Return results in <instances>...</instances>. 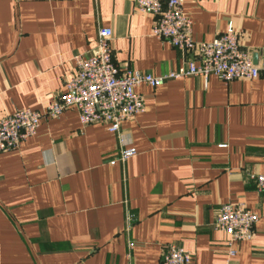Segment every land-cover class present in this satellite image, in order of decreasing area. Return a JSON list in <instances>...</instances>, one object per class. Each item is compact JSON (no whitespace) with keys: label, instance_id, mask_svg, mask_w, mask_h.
I'll return each mask as SVG.
<instances>
[{"label":"crops","instance_id":"0c3cea01","mask_svg":"<svg viewBox=\"0 0 264 264\" xmlns=\"http://www.w3.org/2000/svg\"><path fill=\"white\" fill-rule=\"evenodd\" d=\"M184 2L195 41L232 24L261 59L264 0ZM154 22L133 0H0V119L44 112L101 28L121 70L186 71L195 54L153 37ZM137 93L145 112L118 135L83 126L72 108L0 154V264H160L169 244L191 250L193 264H264V196L253 179L264 174V77L190 76ZM122 148L137 155L111 165ZM225 204L260 217L234 257L214 228Z\"/></svg>","mask_w":264,"mask_h":264},{"label":"built area","instance_id":"2783aa9c","mask_svg":"<svg viewBox=\"0 0 264 264\" xmlns=\"http://www.w3.org/2000/svg\"><path fill=\"white\" fill-rule=\"evenodd\" d=\"M133 3L138 13L155 18L153 37L183 53H194L195 62L184 72L159 77L129 68L121 70L113 61L112 31L101 28L95 48L88 54L75 56L76 71L65 82V92L50 102L44 112L23 109L0 119V154L17 150L22 142L35 136L42 120L57 119L72 108L83 126L102 124L118 135L124 122L145 112V99L137 93L142 85L157 88L169 80L190 76L204 79L215 76L224 82L264 77V51L255 63L253 53L241 47L232 24L213 42H197L193 39L192 20L184 11V0H133ZM136 155V149L122 148L111 165L125 163ZM253 179L258 193L264 196V174ZM259 218L242 204L221 206L214 228L227 236L230 257L236 256L237 244L253 239ZM127 221L130 226L131 219ZM128 246L131 251L132 243ZM193 261L191 250L169 244L160 264H193Z\"/></svg>","mask_w":264,"mask_h":264},{"label":"water","instance_id":"95a60500","mask_svg":"<svg viewBox=\"0 0 264 264\" xmlns=\"http://www.w3.org/2000/svg\"><path fill=\"white\" fill-rule=\"evenodd\" d=\"M255 63H257V58L254 59Z\"/></svg>","mask_w":264,"mask_h":264}]
</instances>
